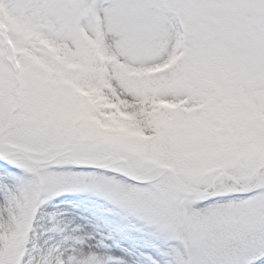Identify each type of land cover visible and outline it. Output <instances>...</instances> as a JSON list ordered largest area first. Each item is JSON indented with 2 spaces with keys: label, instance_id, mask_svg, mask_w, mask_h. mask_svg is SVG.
Returning <instances> with one entry per match:
<instances>
[{
  "label": "snow or ice",
  "instance_id": "snow-or-ice-1",
  "mask_svg": "<svg viewBox=\"0 0 264 264\" xmlns=\"http://www.w3.org/2000/svg\"><path fill=\"white\" fill-rule=\"evenodd\" d=\"M0 264H264V0H0Z\"/></svg>",
  "mask_w": 264,
  "mask_h": 264
},
{
  "label": "rangeland",
  "instance_id": "rangeland-1",
  "mask_svg": "<svg viewBox=\"0 0 264 264\" xmlns=\"http://www.w3.org/2000/svg\"><path fill=\"white\" fill-rule=\"evenodd\" d=\"M110 243V242H109ZM122 243L125 245V246H131L134 242L131 241V240H124L122 241Z\"/></svg>",
  "mask_w": 264,
  "mask_h": 264
}]
</instances>
